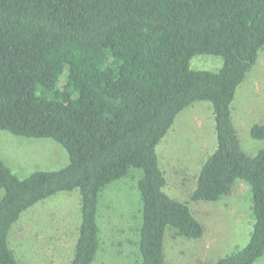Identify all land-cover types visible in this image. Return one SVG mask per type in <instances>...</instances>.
Segmentation results:
<instances>
[{
	"label": "trees",
	"instance_id": "16d2710c",
	"mask_svg": "<svg viewBox=\"0 0 264 264\" xmlns=\"http://www.w3.org/2000/svg\"><path fill=\"white\" fill-rule=\"evenodd\" d=\"M264 51V0H0V131L50 139L68 153L58 171L18 178L0 160V264H23L9 243L22 214L79 190L82 222L72 264L100 248V195L141 170L138 264H166L165 236L201 239L189 204L167 195L157 153L178 115L212 105L215 152L203 163L193 202L216 203L243 180L253 194L249 243L215 264L264 256V149L249 156L232 118L240 86ZM196 56L223 60L194 71ZM264 140V123L250 130Z\"/></svg>",
	"mask_w": 264,
	"mask_h": 264
},
{
	"label": "rangeland",
	"instance_id": "374dc122",
	"mask_svg": "<svg viewBox=\"0 0 264 264\" xmlns=\"http://www.w3.org/2000/svg\"><path fill=\"white\" fill-rule=\"evenodd\" d=\"M190 66L194 71L218 72L223 60L196 56ZM232 118L243 150L249 156L263 150L264 140L253 139L250 130L253 125L264 123V51L237 92ZM216 146L212 105L198 102L178 115L157 149L166 172L165 192L187 202L205 227L201 239L176 237L168 229L164 243L166 264H215L250 241L255 218L248 183L238 180L231 194L216 203L191 201L201 167ZM0 160L20 179L35 171H58L69 164L67 151L53 140L17 138L4 131H0ZM142 176L141 170L133 169L101 193V244L93 264H138L142 226L138 185ZM3 195L0 189V199ZM81 222L79 190L62 192L24 212L11 230L9 243L23 264H72ZM255 264H264V256Z\"/></svg>",
	"mask_w": 264,
	"mask_h": 264
},
{
	"label": "crops",
	"instance_id": "0c3cea01",
	"mask_svg": "<svg viewBox=\"0 0 264 264\" xmlns=\"http://www.w3.org/2000/svg\"><path fill=\"white\" fill-rule=\"evenodd\" d=\"M221 200V199H220ZM48 261H49V258H48Z\"/></svg>",
	"mask_w": 264,
	"mask_h": 264
}]
</instances>
